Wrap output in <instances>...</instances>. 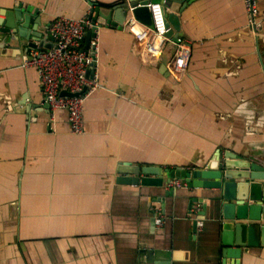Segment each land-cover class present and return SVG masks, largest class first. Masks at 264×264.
<instances>
[{"label": "crops", "instance_id": "1", "mask_svg": "<svg viewBox=\"0 0 264 264\" xmlns=\"http://www.w3.org/2000/svg\"><path fill=\"white\" fill-rule=\"evenodd\" d=\"M93 1L106 14L123 0ZM0 9L21 14L11 38L0 34V264H160L155 251L172 264H233L211 218L217 190L122 184L117 170L205 169L217 150L264 166V0L252 18L243 0L189 4L180 21L191 55L178 74L169 44L145 65L124 27L130 13L113 11L117 25L92 39L97 88L84 100L82 134L65 110L44 107L37 73L21 60L39 44L36 29L87 17L90 5L0 0ZM241 250L240 264H264V245Z\"/></svg>", "mask_w": 264, "mask_h": 264}, {"label": "water", "instance_id": "2", "mask_svg": "<svg viewBox=\"0 0 264 264\" xmlns=\"http://www.w3.org/2000/svg\"><path fill=\"white\" fill-rule=\"evenodd\" d=\"M90 5L87 18L92 21V28L85 33L84 42L86 50L92 51L91 40L95 37V32L102 25H117L111 19L112 12L117 10L121 18L125 19L127 13H131L137 22L143 26H151V18L148 5L154 3L152 0H123L113 8L104 10L93 0H86ZM195 0H158L164 14L166 37L171 39L172 48L174 43L182 39L180 15L182 11ZM19 10V9H18ZM7 11L0 9V15L4 20H0V34L7 35L15 33V22L21 18L20 11ZM106 11V10H105ZM27 21V18H25ZM36 42L29 43L31 48L50 49L54 46L48 33L42 34L41 29H36ZM50 39V40H48ZM171 57V56H170ZM94 61L88 64L86 78L91 80L93 74ZM62 96H74L66 91H61ZM44 107L48 106L44 102ZM117 173L121 177L117 180L122 184H140L143 186L162 187L165 181L178 179L187 188L214 189L218 192L211 197L214 202L212 208V220L217 223L221 236V242L226 246L222 251L224 258L229 259V263L240 264V251L242 248H249L264 245V166L254 158L236 155L230 151L217 153L212 156L205 169L189 171L181 168L161 169L159 167H136L129 163L118 165ZM143 173L145 177L139 178L138 174ZM125 175H128L126 177ZM165 178V179H164ZM165 180V181H164ZM205 212V209L204 211ZM202 212V214H203ZM154 214V213H153ZM154 216V215H153ZM154 218L152 219L153 223ZM235 247V249H228ZM169 253L155 251V261L160 264H172ZM231 260V261H230ZM224 264H228L224 261Z\"/></svg>", "mask_w": 264, "mask_h": 264}, {"label": "built area", "instance_id": "3", "mask_svg": "<svg viewBox=\"0 0 264 264\" xmlns=\"http://www.w3.org/2000/svg\"><path fill=\"white\" fill-rule=\"evenodd\" d=\"M245 8L252 18L257 14V0H243ZM151 26L146 27L136 21L133 15L126 18L124 27L134 36V42L139 49V55L145 65H155L161 58L164 47L172 41L166 37L164 14L161 6L155 2L148 5ZM252 25L257 27L254 19ZM92 21L87 17L75 20L66 17H55L47 25V33L54 46L50 49H31L26 56H22V68H34L43 101L49 110L54 112L63 109L67 113V121L73 134H82L83 104L85 98L96 88L92 77L86 78V70L95 52L96 42L92 40V51L83 49L84 36L92 28ZM174 52L169 61V71L172 74L182 73L187 67L191 45L186 39L174 43ZM94 79V80H93ZM66 91L74 96H62ZM179 180H171L167 188L179 187ZM192 212L195 210L192 209ZM154 213L155 226L162 225L161 217Z\"/></svg>", "mask_w": 264, "mask_h": 264}]
</instances>
